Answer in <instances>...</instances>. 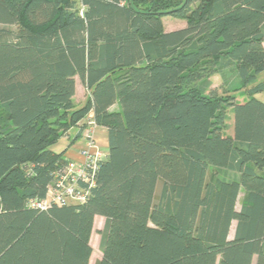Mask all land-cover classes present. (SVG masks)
Segmentation results:
<instances>
[{"label":"trees","instance_id":"1","mask_svg":"<svg viewBox=\"0 0 264 264\" xmlns=\"http://www.w3.org/2000/svg\"><path fill=\"white\" fill-rule=\"evenodd\" d=\"M83 4L0 0V264H89L96 217L94 264H264V0ZM90 113L107 158L89 198L31 208Z\"/></svg>","mask_w":264,"mask_h":264},{"label":"built area","instance_id":"2","mask_svg":"<svg viewBox=\"0 0 264 264\" xmlns=\"http://www.w3.org/2000/svg\"><path fill=\"white\" fill-rule=\"evenodd\" d=\"M78 5V15L83 17V0H73ZM82 132L83 147L79 150V160H68L53 175L44 198L30 201L31 208L47 211L53 206H78L87 201L95 185L99 164L107 158L95 139L98 127L92 117H87Z\"/></svg>","mask_w":264,"mask_h":264},{"label":"rangeland","instance_id":"3","mask_svg":"<svg viewBox=\"0 0 264 264\" xmlns=\"http://www.w3.org/2000/svg\"><path fill=\"white\" fill-rule=\"evenodd\" d=\"M162 23L163 25L165 26L166 30H169L168 28L171 27V28H174L173 30H177L175 28H180V24L184 25V21H180V19H176V18H173V17H170V16H166V17H163L162 18ZM3 25L0 24V27H2ZM8 28L10 29H13L14 27H9L7 26ZM261 79V78H260ZM212 80L214 82V88L217 89L218 86V82H219V78L217 76H213L212 77ZM228 83L229 85L233 83V78L229 79L228 80ZM77 93H76V101L78 100H81L82 99V93H84V95H87V91H86V88L84 85H82L79 80L77 79ZM81 84V85H80ZM220 92V91H219ZM256 98L262 102H264V96L263 95H257ZM238 99H241L240 97H238ZM112 110H117V106L114 105L112 107ZM227 134L231 133V130H232V123H233V119H232V114L231 112L228 113V119H227ZM68 141H66L65 138H61L58 143L56 145H54L52 147V150H56V151H59L61 150L62 148L66 147V144H67ZM242 196H239V198L237 199V202H236V210H239L240 208V205H241V202H242ZM103 226H104V222L103 220L101 222H96V225H95V228L92 232V235H91V239H90V245H91V248H92V256H91V260L89 262V264H94L95 260L100 256V242H101V232L103 230ZM234 228H235V222L233 221L231 223V227H230V230H229V235H228V238L231 239L233 237V233H234ZM254 261L255 259L253 260V264H254Z\"/></svg>","mask_w":264,"mask_h":264},{"label":"crops","instance_id":"4","mask_svg":"<svg viewBox=\"0 0 264 264\" xmlns=\"http://www.w3.org/2000/svg\"><path fill=\"white\" fill-rule=\"evenodd\" d=\"M180 21H183V20H180ZM184 26H185V24L184 25L180 24V28H175V29L178 30V29L183 28ZM163 27H164L165 32L174 31L173 30L174 28L169 27L168 28L169 30H166L164 25H163ZM216 76L219 78V82H218L217 86L218 87H222L223 86L222 85L223 84L222 79L220 78V76H218V75H216ZM211 82H212V86L214 87L215 85H214V82H213L212 78H211ZM257 83H264V73H261L260 75H258V77L256 79V84ZM77 85H78L77 84V78H75V93H74V96H73V103H74L75 108H79V107L83 106L84 103L86 102L87 98L89 97V91L86 89L87 95H84V93H82V99L76 101L75 98H76L77 87H78ZM260 95L264 96V92L261 93ZM88 117H92V114L90 113L88 115ZM232 126H233V123H232ZM78 131H79L78 127L70 129L68 131L67 136L63 137V138L66 139V141H68L67 144H66V147L62 148L59 151H56V150H53V151L56 152V153H60L61 151L65 150V153H64V158L65 159H67V160H79L80 159L79 150L81 149V147H83L84 141H83L82 137H79L78 139H75ZM227 135L231 136L232 135V130H231V133H229ZM95 139H96V143H97L98 147L102 151L107 153V134H106V130L104 128H102V127H97L96 128V130H95ZM239 196H242V198H243V196H244V190L243 189H240V191L238 193V198H239ZM102 220L104 222V218L96 217L95 221H94V228H95L96 222L97 221L101 222ZM101 256L102 255L100 253V256L95 260V262L97 260H99L101 258ZM90 260H91V257H90ZM90 260H89V262H90Z\"/></svg>","mask_w":264,"mask_h":264}]
</instances>
